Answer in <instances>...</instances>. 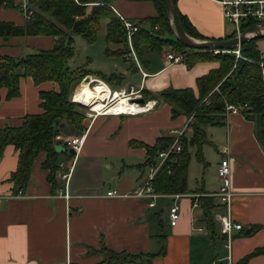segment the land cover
Listing matches in <instances>:
<instances>
[{
    "label": "crops",
    "instance_id": "crops-1",
    "mask_svg": "<svg viewBox=\"0 0 264 264\" xmlns=\"http://www.w3.org/2000/svg\"><path fill=\"white\" fill-rule=\"evenodd\" d=\"M25 1L15 0L18 4L15 7L0 4V20L24 25L29 18L22 7ZM127 1L112 0V6L117 14L129 18L130 12L126 9L131 5ZM178 7L207 37L222 39L231 34L223 6L218 1L178 0ZM106 21L108 23V19ZM53 43L51 36L44 35L14 36L8 40L0 36V55L22 57L50 48ZM257 45L264 54V39L258 40ZM155 52L161 51L145 49L146 61L136 67L139 72L136 83L128 80L123 84L122 74H118L117 83L102 81L112 89L133 86L158 94L167 88L196 89L197 78L219 66L217 61H201L188 67L185 62L169 61L167 55L171 50L162 56ZM130 53L137 58L134 50ZM130 53L123 56L128 57ZM114 85L119 88L112 87ZM57 89L54 81L37 85L29 76L20 78V95L17 97L7 99V89L3 88L0 128L20 126L27 114L42 112L40 91ZM148 102H153L152 108L146 107V110L150 108L148 111L99 114L93 120H85L84 129L61 121L56 137L60 141L58 144H64L63 139L67 136H79L87 130L77 154L69 149L61 155V160L71 166L68 180L60 176V170L56 173L55 183L49 180V169L43 166L46 153L41 152L20 196L16 195L17 189L10 180L18 167L19 151L12 144L0 150V264H99L105 258L100 252L103 245L117 252L157 253L163 243L166 244L165 253L155 256L151 264H264V253L245 263L239 262L254 249L264 247V147L257 116L249 118L242 112L229 113L225 124L220 125L222 129L215 128L211 133L219 144L220 153L228 147L232 165L235 196L231 215L243 227L234 229L230 237L222 235L216 219L221 235L211 238L200 220L201 206L193 204V198L199 204L197 198L202 191H219L221 179L218 174L209 188L203 185V188L191 189V193L178 197L180 217L174 226L169 220V206L175 199L172 196L159 198L153 207L148 205L146 198L106 196L111 189L124 194L142 184L147 169L142 165L147 159V151L140 143L153 145L163 134L186 129L192 119L186 115L172 118L171 105L161 97ZM209 126H216L205 127L213 142L207 130ZM164 199L169 201L160 206ZM215 202L219 204L215 213H225L226 208L218 197ZM248 229H251L250 233H246Z\"/></svg>",
    "mask_w": 264,
    "mask_h": 264
},
{
    "label": "trees",
    "instance_id": "trees-1",
    "mask_svg": "<svg viewBox=\"0 0 264 264\" xmlns=\"http://www.w3.org/2000/svg\"><path fill=\"white\" fill-rule=\"evenodd\" d=\"M27 1L28 9L32 11V14L26 23L17 25L14 22L0 20V36L8 40L14 36L44 35L51 36L54 43L50 48L40 49L22 57L0 55V100L3 88L7 89V99L20 95V78L23 76L31 77L37 85L45 81H54L58 89L40 91L42 112L27 114L20 126L0 128V150L12 144L19 151L18 167L10 177L17 190L24 189L28 185L34 161L41 152L46 153L43 166L49 169L48 178L55 183L61 155L66 152L58 151V144L55 143L62 119L65 118L76 128L84 129L85 113L81 109L83 107L72 100V94L75 83L91 75L92 72L85 67L72 69L69 65V60L75 54L73 35L79 34L86 42L94 43L102 19H108L105 53L112 56L127 55L131 52L127 29L120 15L112 8V0L81 1L83 3L96 2L91 8L75 0ZM131 1H150L157 12L155 16L141 19L138 23L142 25L133 35V50L139 61H146L144 59L146 48L161 51L164 46H168L172 52L183 56V62L188 67L201 61L219 63L218 67L197 78L196 89L192 87L167 88L158 94L145 88L141 89L145 102L156 97H161L168 102L171 105L172 118L180 115L192 117L188 128L180 135L182 150L173 154L168 160L171 172L169 173V169H164L154 180V187L158 192L188 194L192 192L188 184L191 149L195 150L199 161L205 162L203 147L212 142L207 136L205 127L225 124L228 114L227 103L244 106L242 113L249 118L259 116L261 125L259 133L264 147V54L258 48V39H251L242 44L239 47L240 57H237L232 50L215 52L209 49L188 47L174 36L164 0ZM175 2L178 7V0ZM0 4L9 7L18 6L15 0H0ZM178 13L189 35L201 40L221 39L202 34L179 7ZM147 23L150 28L145 27ZM254 24V21L244 23L242 30ZM157 25L161 29L156 31L155 26ZM235 35L236 33L233 32L227 38ZM110 43L119 45L120 48L112 49L108 45ZM79 70L81 72L78 74ZM104 77L107 76L104 75ZM107 78L110 82L119 79L120 75L113 73ZM174 140V134H163L156 139L153 145L140 143L145 145L147 151V159L142 166H147L155 159L159 151L168 148ZM215 198L213 193L204 191L197 198L203 213L200 220L205 224L211 238L221 235L215 218V209L219 206ZM193 200L195 202L194 198ZM165 251V243L157 253L117 252L103 245L100 252L104 253L105 258L99 264L130 262L151 264L155 256H161ZM261 253H264V247L254 249L239 262L245 263Z\"/></svg>",
    "mask_w": 264,
    "mask_h": 264
},
{
    "label": "built area",
    "instance_id": "built-area-1",
    "mask_svg": "<svg viewBox=\"0 0 264 264\" xmlns=\"http://www.w3.org/2000/svg\"><path fill=\"white\" fill-rule=\"evenodd\" d=\"M75 1L80 4L82 3L86 5H90V4L93 5L96 3V2L83 3L81 2L82 0H75ZM216 1H218L223 6V12H224L225 18L231 24H233L234 32L236 33V35H240L242 33L243 31L242 25L244 23H247L250 21H254L255 24L264 22V0H216ZM22 7L25 10L27 16L30 17L32 14V11L28 9L27 0L23 3ZM119 15L124 23L125 28L127 29L128 38L130 41L131 34L139 30L140 26L138 23L134 22L133 20H130L121 14ZM239 47L236 48L235 50H232L237 54V57H240ZM214 51L219 52V50L217 49H215ZM222 51L227 52L230 50H222ZM167 58L171 62H183V56L181 54L170 52L167 55ZM112 91H113L112 97L114 96V94L118 92L119 95L122 97L127 96L131 102L135 103L138 106V108L134 111L132 110L128 112H119V111H109L108 112L106 109L93 110L91 107H89L90 111L85 113V117L89 118L90 120H93L95 116L99 114H106V113L137 114V113H143L146 111V107H144L143 105H146L149 100L145 102L142 96L141 89L139 88L137 89L132 86L130 89L120 88V89H112ZM141 99H143V101H141ZM109 100H110L109 98H106V102ZM73 101L78 103L76 100H73ZM246 105L247 104H245V106ZM243 107L244 106L240 104L227 103L226 109H227L228 114L229 113H241ZM149 109L150 108H147V111ZM187 128H188V124L186 126V129ZM184 130L173 131L175 134L174 142L168 148L159 151L155 159L149 162V164L147 165V169L145 171L143 182L137 189H135L133 192L124 193V194L120 193L116 189H111L107 191L106 196H113V197L133 196L137 198H146L149 200L148 205L151 207L156 205V202L159 198L172 196L175 199L169 206V220L172 226L176 225L180 217V204L178 202V197H180L181 194L162 193V192L156 191L154 187V180L156 179L157 175L162 170L170 168V165L168 164V160L171 158V156L182 150V145L180 142V135L184 132ZM86 135H87V130H84L82 134L79 136H73V137L65 139L64 144L62 143L61 145L66 147L67 150L69 149L74 150L75 154H77L80 151L85 141ZM221 153H222V158L220 159L219 166H218V176L221 179V186H220L219 191L213 193V195L219 198L221 204L226 208V212L225 213L216 212L215 218L220 223L221 232L223 234H226L228 237H230L234 229L239 230V229H242L243 226L242 224L235 222L231 215V203H232L233 197L235 196V192L232 189V165H231V160L229 157L228 147H224ZM70 169H71V166H67V163H65V161L60 160L59 170H60V176L63 179L68 180L70 176ZM170 172L171 170L169 169V173ZM16 193H17L16 194L17 196H20L23 193V190L18 189ZM66 196H67V192H66ZM198 205L199 204L197 202L194 203V206H198ZM200 230H203V228H200Z\"/></svg>",
    "mask_w": 264,
    "mask_h": 264
},
{
    "label": "rangeland",
    "instance_id": "rangeland-1",
    "mask_svg": "<svg viewBox=\"0 0 264 264\" xmlns=\"http://www.w3.org/2000/svg\"><path fill=\"white\" fill-rule=\"evenodd\" d=\"M120 1H122V0H120ZM124 1L126 2L127 0H124ZM127 2H129V5H131L126 9L127 13L130 12V15L128 14V16H129L128 19L131 18L130 20H133L136 23H138L141 19L144 18V17H142L143 15H148V14L149 15H152V14L156 15V13H157L153 3L150 1H139V2H142L140 4H138L137 2H130V1H127ZM91 6H92L91 4L88 5V8H91ZM155 15H153V16H155ZM100 25H101L100 30L98 31L97 38H96V41L94 43L86 42L84 40V38L79 34L73 35V37H74L73 45L75 48V54L69 60V65L71 66L72 69H77L79 67H85L86 69H88L92 72L91 75H93L95 77V78L92 77L93 79L102 80L104 78V80L107 81L109 84H110V82L108 81L107 77H109L113 73L122 74V76H124V78H121V80L124 81L123 84H125L128 80L131 81L132 83H136L137 81H139L138 80L139 72L137 71L136 67L140 66V65L142 66V62L139 61L137 58H135V56L132 53H130V55L128 57L123 56V55L122 56L107 55L105 53V50L107 47V42H106L107 21H106V19H102ZM141 25L142 24H139L140 27H141ZM145 27L150 28L148 23L145 24ZM160 29H161L160 26H158V25L155 26L156 31L160 30ZM229 29H230V33L232 34L234 31V26L230 22H229ZM137 31H135V32H137ZM135 32H133L131 34L130 41L128 38V42H129V46H130L131 50L133 49V35L135 34ZM127 37H128V32H127ZM260 39H264V37L260 38ZM260 39H258V40H260ZM45 45H47V44H45ZM108 45H110V47L112 49L120 48L119 45H116L114 43H110ZM168 50H170V48L168 46H164V48L161 50V52H155V54L162 56V55L166 54ZM80 72H81V70L78 71V74ZM104 75H106L107 77H104ZM89 77H91V76H89ZM96 77H99V78H96ZM85 78L83 80H79L75 83V87H74L73 94H72V100H75L74 96L76 94V91H77L78 87H80V84L86 80ZM100 78H102V79H100ZM112 81L114 83H117L118 80L114 79ZM109 84H107V85L111 88V86ZM112 87L119 88V85H114ZM111 90H112V88H111ZM109 101H107L108 104L106 107L112 105L115 102L112 100H109ZM111 101H112V103H111ZM79 105L81 107H83L81 109L84 111V113L90 111V108L88 106L81 105V104H79ZM256 116L259 118L258 115H256ZM63 120L67 121L65 118L62 119L61 121H63ZM85 120H90V119L85 117ZM68 124L73 126L69 122H68ZM60 125L61 124H59V126ZM215 128L218 131L222 129L221 126H216V127L209 126V127H207L208 133H209V135H211V138H212L211 133L213 130H215ZM177 130H181V129H177ZM70 137L67 136L63 140L70 138ZM212 140H213V138H212ZM55 143L58 144V143H60V141H57V139H55ZM59 145H61V144H59ZM219 149H220L219 144L216 140H213V142H211V143L205 144L203 147V155L205 158V162L199 161L195 155V150L191 149L192 156H191V161H190V166H189V187H190V189L197 190V189L203 188L204 187L203 185H206V187L209 188L210 184L216 180L217 174H218V165H219L218 161H220V159H221V153H220ZM66 151H67V149H66ZM168 201H169V199H164V200H162V203H160L159 205L162 206L163 204L167 203ZM158 208H160V207H158Z\"/></svg>",
    "mask_w": 264,
    "mask_h": 264
},
{
    "label": "water",
    "instance_id": "water-1",
    "mask_svg": "<svg viewBox=\"0 0 264 264\" xmlns=\"http://www.w3.org/2000/svg\"><path fill=\"white\" fill-rule=\"evenodd\" d=\"M164 2L167 8V13L170 19V24L172 26L174 36L176 37V39L180 40L188 47L209 50H234L235 48H238L239 46L250 41L251 39H260L264 37V22H262L245 28L240 35H235L233 37L214 40L197 39L189 35L184 29L179 17L178 7L175 0H164ZM85 79L90 80V77L87 76ZM141 101H143V99H141ZM57 150L64 152L66 151V148L61 145H58ZM69 152L75 153V151L72 149H70ZM250 232L251 229H248L246 233Z\"/></svg>",
    "mask_w": 264,
    "mask_h": 264
},
{
    "label": "bare ground",
    "instance_id": "bare-ground-1",
    "mask_svg": "<svg viewBox=\"0 0 264 264\" xmlns=\"http://www.w3.org/2000/svg\"><path fill=\"white\" fill-rule=\"evenodd\" d=\"M93 78L91 79L90 77V80L83 81L80 84V87H78L74 98L80 104L91 107L93 110L106 109L108 112H128L132 110L134 111L138 108V106L135 103L131 102L127 96L122 97L118 92L112 97L113 91L111 90V88L102 80H95ZM106 98H109L110 100H113L115 102L112 105L106 107L108 104V102H106ZM148 103L143 106H153V102H150L149 104Z\"/></svg>",
    "mask_w": 264,
    "mask_h": 264
}]
</instances>
